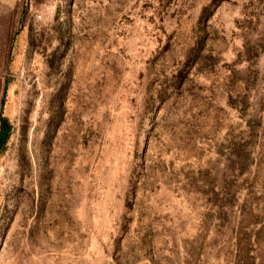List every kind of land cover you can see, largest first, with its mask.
<instances>
[{"label":"rangeland","instance_id":"obj_1","mask_svg":"<svg viewBox=\"0 0 264 264\" xmlns=\"http://www.w3.org/2000/svg\"><path fill=\"white\" fill-rule=\"evenodd\" d=\"M37 2L0 264H264V0Z\"/></svg>","mask_w":264,"mask_h":264},{"label":"crops","instance_id":"obj_2","mask_svg":"<svg viewBox=\"0 0 264 264\" xmlns=\"http://www.w3.org/2000/svg\"><path fill=\"white\" fill-rule=\"evenodd\" d=\"M37 0H0V122L10 90L9 79L16 68V38L23 17L41 9Z\"/></svg>","mask_w":264,"mask_h":264},{"label":"trees","instance_id":"obj_3","mask_svg":"<svg viewBox=\"0 0 264 264\" xmlns=\"http://www.w3.org/2000/svg\"><path fill=\"white\" fill-rule=\"evenodd\" d=\"M0 154L3 152L4 144H5V139L1 135L2 133V122H0Z\"/></svg>","mask_w":264,"mask_h":264}]
</instances>
